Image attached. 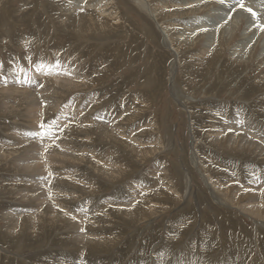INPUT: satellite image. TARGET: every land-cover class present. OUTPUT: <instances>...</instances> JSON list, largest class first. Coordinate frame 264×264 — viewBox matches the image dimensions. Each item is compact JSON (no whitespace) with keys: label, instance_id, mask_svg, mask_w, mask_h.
Instances as JSON below:
<instances>
[{"label":"rangeland","instance_id":"obj_1","mask_svg":"<svg viewBox=\"0 0 264 264\" xmlns=\"http://www.w3.org/2000/svg\"><path fill=\"white\" fill-rule=\"evenodd\" d=\"M82 1L0 0V264H264V230L254 223L264 221V206L259 207L264 197V59H259L264 30H257L264 16L254 9L264 0H242L243 8L234 0L241 22L228 36L218 34L206 56L213 23L207 17L226 12V0H146L179 51L174 82L184 103L172 95L169 81L173 51L164 47L157 22L142 6L135 0H84L89 14L99 5L112 12L115 27L88 33L60 27V18L69 19L67 12ZM204 18L206 25L193 24ZM247 28H252L249 38L261 32L255 51L233 54ZM65 64L77 65L82 79L49 81L61 70L66 74ZM45 85L57 91L47 96L40 91ZM65 114L78 120L69 125ZM88 116L109 118L112 124L99 122L91 142L85 137ZM235 122L244 132L262 131L256 145L235 143L247 133L235 136L222 129ZM41 123L55 125L57 140L48 142L51 146L30 135ZM68 129L84 132L67 137ZM191 133L197 139L193 149ZM64 137L74 147V159L65 161L67 167L64 162L52 166L56 177L82 183L76 187L84 195L55 214L44 196L54 183L34 187V170L27 168L42 149L64 146ZM86 144L93 148L79 162L85 153L80 146ZM110 147L119 153H106ZM204 176L220 191L218 200L233 209L214 202ZM63 188L78 196L65 183ZM38 197L46 215L37 231L33 225L13 228L7 218L27 215V209L35 214L41 208ZM116 211L122 216L110 214ZM71 219L81 224L76 234L86 240L73 239Z\"/></svg>","mask_w":264,"mask_h":264},{"label":"bare ground","instance_id":"obj_2","mask_svg":"<svg viewBox=\"0 0 264 264\" xmlns=\"http://www.w3.org/2000/svg\"><path fill=\"white\" fill-rule=\"evenodd\" d=\"M228 2L227 6H224L222 8L224 9H227L226 12L224 13H215V14H211L209 17V20L213 23H211L210 25H212V28L208 29L207 31L209 32V36H208V40L207 42L205 43L204 45V50H203V54L206 56L207 54L211 53L215 44H216V41H217V36L218 34L222 33V34H225V35H229L232 31V28H233V25H234V30L239 26L241 20H240V17L238 14L241 13V10H237L235 7L237 5V3L234 2V0H226ZM136 3H133L134 5H136L138 7V5L140 4L142 6V8L145 10V12L149 15V17L151 19H153L154 21L157 22V30L160 32L161 36L163 37V44H164V47H168L170 50L173 51V54L175 56V60L173 61L172 63V67H171V78L169 79V81L171 82V87H172V95L175 96L176 99H178L179 101H181L182 103H184V100H185V96L179 91L178 88L175 87V76H174V71H175V65L179 66V51L178 49H175L174 46H175V43H173L170 38H169V35L167 33V30L166 28H163L161 23H159L156 19V16L157 15H160V13L158 12L157 9L153 10L149 7L148 3L146 0H135ZM84 0L82 1V3H80V5L76 6L77 9L75 8L73 11H68V15H69V19H64V18H60L59 20V24H60V27L64 28V29H69V30H76L77 29L81 32H84V33H88L90 31H93V30H109V29H113L115 26L114 24H111V16L113 15L112 12H104L102 9V6L99 5L97 8H95L93 11L94 13L93 14H89L88 12L85 11V6H84ZM99 3V2H98ZM94 6V5H93ZM93 6H91V8H93ZM101 7V8H100ZM255 10H257L258 12L259 11H263V16H264V6L262 7H254ZM256 11V12H257ZM257 12V13H258ZM262 16V17H263ZM212 17V18H211ZM260 17V16H259ZM220 18V22L218 21ZM95 19V20H94ZM197 21V20H196ZM221 21H224L223 24L221 23ZM260 22V20H259ZM208 23V20L207 19H202V20H199L198 22H195L193 24H198V26H204ZM261 23V22H260ZM192 23L188 25V28L186 30H190L192 28ZM156 27V26H155ZM190 28V29H189ZM234 30H233V33H234ZM257 30L258 31H263L261 30L260 27H257ZM206 31V30H205ZM252 31V28H247L246 29V32L243 33V42L242 43H239V44H236L233 48V54H236V55H244L245 53H248V56H250V54H253V52L255 51L256 47H257V41H258V38L260 37V33L261 32H258L256 33V35L252 38H249V34L250 32ZM232 33V34H233ZM188 37H191V36H195L196 33L194 32H188L187 33ZM249 38V39H248ZM247 39V40H246ZM184 44L187 43V40H183L182 41ZM264 45V44H263ZM173 56V55H172ZM173 56V57H174ZM260 60L261 59H264V53L261 54V57L259 58ZM211 64V63H210ZM77 66V65H76ZM76 66H69L65 64L64 68L66 70V74L64 72V70H61L60 72V75L56 76V77H53L52 79H50L49 81H53V82H62V81H67V82H71V83H78L81 79H82V72L78 69L77 70V67ZM80 71V72H79ZM79 72V73H78ZM47 86L45 85L40 91L44 92L45 95L48 96V94H52L53 92H56L54 91L53 88H46ZM27 90V89H26ZM50 90H52L50 92ZM180 95V96H179ZM181 105V104H180ZM183 106V105H181ZM74 110V109H73ZM72 110V111H73ZM63 111H60L59 113L62 114ZM78 114V113H77ZM81 113H79L80 115ZM59 115V114H58ZM63 115V114H62ZM67 116V118H65L68 121H77L78 120V117H74L72 116V118L70 117L71 115L70 114H65ZM76 116V115H75ZM78 116V115H77ZM64 117V116H63ZM70 117V118H69ZM54 118V117H53ZM86 118H89V122L91 124L90 128H87L85 129V137H86V141L87 142H91V137L96 135V132H97V128L98 126H100L101 124H99V122H104L108 125H110V119L109 118H103L102 120L101 119H98L96 118L97 121H93V117L92 116H88ZM84 120V117L82 118ZM54 120V119H53ZM82 120V121H83ZM41 121V120H40ZM81 121V120H80ZM85 121V120H84ZM65 122V121H64ZM69 123V122H68ZM84 123V122H83ZM114 123V122H112ZM70 125V123H69ZM112 125V124H111ZM63 126V125H62ZM238 126H241V122L238 123V122H235V125H232V124H224L222 126V129L223 130H230V131H233L232 134L235 135V136H239V135H243L244 133H247L246 135H243V137H237V138H234V141L235 143H238V142H243L244 144L246 143H249V144H252V145H256V140L254 139H257V138H260L262 137V131L261 130H258L256 132H253V131H247V132H244L241 130V128H239ZM57 128V127H56ZM55 128V129H56ZM39 129V128H38ZM59 129V128H58ZM56 129V130H58ZM118 129L122 132V127H119L118 126ZM84 129H79L78 131H75L74 129L71 130V129H68V130H62V131H65L67 132L65 136H69L71 135V133H82L84 132L83 131ZM52 131V130H51ZM53 132V131H52ZM92 132V133H90ZM106 132V131H105ZM59 134V133H58ZM56 134V135H58ZM52 136V137H51ZM51 136H48L44 139H41L39 137H36L38 138L37 139V142L41 145H47L48 142H56L57 138L54 137L53 135ZM191 138H192V142H191V149H193L194 147L197 146V139L195 138V136L191 133ZM64 141L62 142V144L65 146H59V144H54V146L51 148L52 150H47L46 153H44L45 149L43 150L42 149V154L40 155V157H37L36 158V163L33 164V165H30L29 168L27 169H33L34 172L32 173V178L33 177H36L33 184H34V187L36 188H39L40 186L45 189L46 186H48V182H49V185H51L52 183L53 186H50L51 187V190L49 191H46L44 192V196L48 197V203L51 205L50 208L52 209V212L53 213H57L56 210L58 208L60 209H63V207L65 205H70L72 203H74V201L76 202L78 199H82L83 198V195L82 193H80L81 191L76 187L77 185H81L82 183H79V184H76L72 181H69L68 179H63L61 177H56V173L57 171L55 169H57L56 167L58 166L59 168L62 166L63 162L65 166L63 167H67L68 165L70 164H67L65 161H68V159L72 160L74 159V156H73V152L72 150L74 149L73 145L69 143V140H67L66 137H64ZM253 139V140H252ZM172 140V139H171ZM171 140L170 139H167V144H170L171 143ZM157 141L160 142L161 139L157 137ZM30 142H27V144H29ZM51 143H48L50 144L51 146ZM35 144H37L35 142ZM103 145H105L104 143H102ZM92 145V144H91ZM49 146V145H48ZM88 146H90L89 144H86V145H83V146H80L81 148V152H85L83 154L80 153L79 156H82L78 159V161L82 162L84 159H86L85 157V154H87L86 152H90L91 151V148H93L92 146H90L88 148ZM169 146V145H168ZM171 146V145H170ZM45 148V147H44ZM50 148V147H48ZM161 148V147H160ZM11 149V148H9ZM79 149V150H80ZM90 149V150H89ZM117 149V148H116ZM112 150V147H110V149H108L107 151H105L106 153H110L111 154H114V153H119V150ZM78 150V149H77ZM86 150V151H85ZM51 151V152H50ZM61 151V152H59ZM95 151V150H94ZM97 151V150H96ZM4 155L5 157L4 158H9V155L11 154L10 152L7 153V149H4ZM12 152L14 154H16L18 151L16 149H12ZM193 152H195V149L193 150ZM60 153V154H59ZM56 155L58 157H56ZM89 155V154H88ZM104 156V155H103ZM107 156V155H106ZM105 156V157H106ZM109 156V155H108ZM61 158L64 159V161H61ZM109 158V157H108ZM104 160V159H103ZM18 161H21V160H18ZM73 161H71L72 163ZM192 162H194V165L195 163H197L196 161V153L193 154V158H192ZM75 163V162H74ZM115 161L112 162V163H108V162H105L103 163L104 164V167H106L107 165H109V167L113 164L114 165ZM52 165H56L55 168H53ZM116 165V164H115ZM103 167V168H104ZM160 168V167H159ZM66 172L69 174L72 170H71V167L69 168H66ZM101 169V168H100ZM68 170H71V171H68ZM110 170V169H109ZM48 171V172H47ZM104 172V171H103ZM162 173V171H159ZM61 174V173H60ZM114 171H112V173H109L108 175L110 176V178L114 177ZM50 180V181H49ZM61 181V182H60ZM68 181V182H67ZM60 182V184H59ZM204 182L206 183V186L207 188H209V190L211 191V195L213 194L212 198L214 200V202H217L219 203L220 205H225L223 203H221L218 199L220 197V191L214 187L213 189V186L212 184L209 182L208 178L206 176H204ZM66 184L67 185V188H69L70 190L73 189L74 192H77L78 193V196L77 195H72L73 193H69L68 191H66L67 193H69V195H66L67 193H64L66 189H62V185L63 184ZM44 184V185H43ZM48 189V188H47ZM186 189H187V193L189 194L191 192V187H190V184L188 182V186H186ZM72 190V191H73ZM214 190V191H213ZM80 194V195H79ZM216 194V195H214ZM86 196H88V194H85ZM43 196V197H44ZM158 195H156L155 197H157ZM60 197V198H59ZM127 197V196H126ZM154 197V198H155ZM86 198V197H85ZM160 198V197H159ZM157 198V199H159ZM106 199V198H105ZM141 199V198H140ZM156 199V200H157ZM41 198L38 197V201L40 202V206L41 208L38 209L35 214H33V212H30L28 211V209L25 211L27 212V215H20V216H17V217H14V216H9V218H7V220L9 221V224L13 225V228H21V226L23 227H28L29 225H33V229L35 230V232L37 231V229L35 227H37L38 224H40V218L43 216V222H44V217H45V211H44V207L41 203ZM87 199L83 200V201H86ZM108 200V199H107ZM82 201V202H83ZM88 201L92 202L93 200L88 199ZM101 201V199H100ZM103 201V200H102ZM112 201V200H111ZM78 202V201H77ZM114 202V201H113ZM126 202V201H125ZM83 205L84 204H87V201L86 202H83L82 203ZM108 204H112V202H109ZM72 205H75L72 204ZM77 205V204H76ZM96 205V204H95ZM90 206V205H89ZM137 206V205H136ZM264 206V197H262V201L260 202L259 204V207H262ZM97 207V206H96ZM107 207V206H106ZM113 207V206H112ZM128 207V206H127ZM132 207V206H130ZM225 207L229 208V209H233L234 207H231V206H226ZM29 208V207H28ZM74 209V207H72ZM92 208V207H91ZM98 208V207H97ZM129 208V207H128ZM133 208V207H132ZM140 207H138L136 210L138 211ZM31 209V208H30ZM70 209H71V206H70ZM99 209H102V208H99ZM135 209V208H134ZM215 209V208H214ZM32 210V209H31ZM64 210V209H63ZM66 210V209H65ZM72 210V209H71ZM70 210V211H71ZM81 210V209H80ZM77 209V211H80ZM96 210V209H95ZM106 210V208H105ZM33 211V210H32ZM75 211V210H74ZM76 211V212H77ZM83 211V210H82ZM85 211V209H84ZM23 212V213H25ZM73 212V211H71ZM97 212V211H95ZM144 212V211H142ZM65 213V211H64ZM67 213V212H66ZM88 213V212H86ZM103 213V212H102ZM116 214V215H119V216H122V211H116V212H110V214ZM141 213V212H140ZM243 215H246L245 213L241 212ZM251 213V212H250ZM53 214V215H50L52 216V218H56L57 216ZM99 214V213H98ZM263 216H264V213H261ZM88 215V214H86ZM96 215V214H95ZM106 215V214H105ZM97 216V215H96ZM104 216V214L102 215ZM129 216L130 217H133L134 216V213L130 212L129 213ZM62 217H65L67 218L68 216L66 214H64ZM107 217V216H106ZM59 220L60 218L57 217ZM75 218V217H74ZM78 218V217H76ZM100 218V217H99ZM110 218V216H109ZM104 219V217L102 218ZM147 218L144 217L141 219V221L143 220H146ZM72 220V219H71ZM91 220V219H90ZM101 220V218L99 219ZM93 221V220H92ZM103 221V220H102ZM106 221V219H105ZM73 224V226H75L73 229L75 231L74 233V237L73 239L78 242V241H83V240H86L87 239V236L84 235V234H76L78 231H82L80 230L81 229V224H78L76 223L74 220L71 221ZM84 222V221H83ZM89 222V221H88ZM82 223V222H81ZM90 223V222H89ZM93 224L95 222H92ZM254 223H255V226L257 227L256 229H263L264 230V221L262 220H258V219H255L254 220ZM84 225V224H83ZM169 228V227H168ZM227 243V242H226ZM234 243V242H233ZM84 245V244H83ZM223 248V247H222ZM232 248V247H231ZM230 251V250H229ZM203 252V251H202ZM243 252V251H242ZM229 253V252H228ZM95 256V255H94ZM261 256V254H260ZM202 257V256H201ZM238 258V257H237ZM258 258V256H257ZM228 259V258H227ZM99 260V259H98ZM245 261V260H244ZM177 262V261H175ZM178 263V262H177ZM176 264V263H175Z\"/></svg>","mask_w":264,"mask_h":264},{"label":"snow or ice","instance_id":"obj_3","mask_svg":"<svg viewBox=\"0 0 264 264\" xmlns=\"http://www.w3.org/2000/svg\"><path fill=\"white\" fill-rule=\"evenodd\" d=\"M221 3H223V0H221ZM239 6L241 8L244 7L242 0H239ZM248 11L252 12V9H248ZM252 15H253V17H255L256 13L252 12ZM258 27H260L261 30H264V25H259ZM57 66H59V65H57ZM97 118L101 119V120L103 119V117H97ZM54 126H55L54 123H49L47 125L44 123H41L39 125V131L32 132V133H30V135L37 136L41 139H44V138L48 137L49 135L54 136V133L51 131Z\"/></svg>","mask_w":264,"mask_h":264}]
</instances>
